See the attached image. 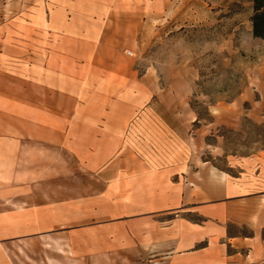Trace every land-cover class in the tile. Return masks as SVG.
<instances>
[{"label": "rangeland", "instance_id": "374dc122", "mask_svg": "<svg viewBox=\"0 0 264 264\" xmlns=\"http://www.w3.org/2000/svg\"><path fill=\"white\" fill-rule=\"evenodd\" d=\"M251 15L250 0H0V97L45 139L32 175L84 176L92 207L111 217L132 212L133 190L165 187L137 183L143 173L169 171L175 207L214 166L238 196L164 217L212 220L244 241L237 264H264V40ZM53 251L45 235L14 254L55 264Z\"/></svg>", "mask_w": 264, "mask_h": 264}, {"label": "crops", "instance_id": "0c3cea01", "mask_svg": "<svg viewBox=\"0 0 264 264\" xmlns=\"http://www.w3.org/2000/svg\"><path fill=\"white\" fill-rule=\"evenodd\" d=\"M14 109L11 97H0V264H17L15 249L25 240H40L45 235L52 237L55 264H237L242 255L238 249L245 243L228 237L218 223H177L176 219L171 223L163 215L188 204L213 208L227 197L234 199L239 193L232 185L234 192L228 196L227 174L215 167L201 169L192 178L200 181L197 176H205V188L196 194L181 193L174 198L179 199L178 205L172 207V191L166 186L172 183V175L148 171L137 183L153 181L165 187L133 190L132 212L114 211L108 217L107 209L92 207L84 176L32 175L44 166V148L37 140L45 139L41 130L29 131L27 116ZM13 114L25 122L24 127L15 125ZM61 136L55 133V146L64 148L70 134ZM89 144L83 140V151ZM77 179L81 180L74 182ZM66 182L72 186L60 189Z\"/></svg>", "mask_w": 264, "mask_h": 264}, {"label": "trees", "instance_id": "16d2710c", "mask_svg": "<svg viewBox=\"0 0 264 264\" xmlns=\"http://www.w3.org/2000/svg\"><path fill=\"white\" fill-rule=\"evenodd\" d=\"M252 2L251 23L253 34L264 40V0H250Z\"/></svg>", "mask_w": 264, "mask_h": 264}, {"label": "bare ground", "instance_id": "6f19581e", "mask_svg": "<svg viewBox=\"0 0 264 264\" xmlns=\"http://www.w3.org/2000/svg\"><path fill=\"white\" fill-rule=\"evenodd\" d=\"M214 167V166H213ZM222 175H224V172H223V174Z\"/></svg>", "mask_w": 264, "mask_h": 264}]
</instances>
